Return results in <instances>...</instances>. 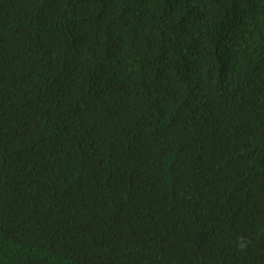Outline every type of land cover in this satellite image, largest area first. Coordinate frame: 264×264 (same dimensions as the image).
I'll return each mask as SVG.
<instances>
[{
    "label": "trees",
    "instance_id": "obj_1",
    "mask_svg": "<svg viewBox=\"0 0 264 264\" xmlns=\"http://www.w3.org/2000/svg\"><path fill=\"white\" fill-rule=\"evenodd\" d=\"M0 264H264V0H0Z\"/></svg>",
    "mask_w": 264,
    "mask_h": 264
},
{
    "label": "clouds",
    "instance_id": "obj_2",
    "mask_svg": "<svg viewBox=\"0 0 264 264\" xmlns=\"http://www.w3.org/2000/svg\"><path fill=\"white\" fill-rule=\"evenodd\" d=\"M241 247H243V245H241Z\"/></svg>",
    "mask_w": 264,
    "mask_h": 264
}]
</instances>
